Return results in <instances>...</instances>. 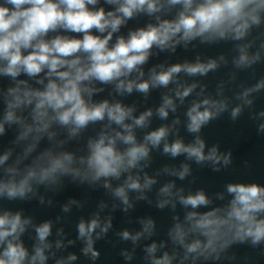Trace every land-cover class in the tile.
<instances>
[{
	"label": "clouds",
	"instance_id": "obj_1",
	"mask_svg": "<svg viewBox=\"0 0 264 264\" xmlns=\"http://www.w3.org/2000/svg\"><path fill=\"white\" fill-rule=\"evenodd\" d=\"M109 2L114 3L116 0H109ZM193 2L194 0H171L173 4L182 3L185 8L177 21H164L158 27L150 26L147 30L141 29L133 32L127 40L121 37L110 48L109 40L112 33L116 32L123 23V17H131L135 10L143 9L145 5L149 12L156 11L155 0H123V3L116 10L122 13L123 17L117 16L113 12L106 14L103 8L90 10L87 6L95 5L97 0H6V3H0V59L7 61V67L0 69V71L11 76L18 75L21 70L29 75H36L47 68L49 76L58 77L61 83L51 80L45 91L25 93V96L29 101L32 96L38 98L36 104L38 111L46 106L57 110V116L61 123L68 124L71 121L78 127L84 126L89 121L103 119L105 109H108V116L111 119L120 123L128 115V112L119 105L109 109L106 102L90 109L81 96L80 84L82 81L95 78L102 82H108L131 72L137 65L146 61L149 54L148 50L154 44L161 47L166 46L168 41L181 31H183L184 39L209 32L223 36L227 28L236 25L235 31L237 36H240L243 34L242 30L247 27V22L245 21L243 24H237V22L243 20L245 16H251L253 22H258V17L252 13L264 7V0H203L195 8L192 7ZM250 8L251 10L247 11ZM57 28L82 33L83 37L77 39L56 36L50 41L43 39L50 30L54 31ZM92 29H96L100 33H104L108 29L110 31L101 37L100 35H93ZM29 48L32 51L23 55L22 49ZM81 52L87 54L88 65L81 66V58L76 55ZM73 56L75 58L66 59ZM65 66L68 68L67 71H59ZM182 67L192 74L205 73L214 68L215 63L175 65L168 71L154 76V83L167 85L173 73L180 72ZM118 87H123V82ZM137 87L141 91H147L149 85L144 82ZM127 90L129 92L132 90V84L127 85ZM189 91L190 89H186L182 95H187ZM165 103L171 105L170 100L166 99ZM198 107V105L193 107L189 112L191 131H198L201 124L205 123L211 116L208 111H197ZM61 109L63 111H60ZM237 111L233 112V116L237 114ZM160 115L162 117L167 116L164 108L160 109ZM11 118L10 113L8 119ZM144 119V116H141L136 120V123L143 124ZM0 131H3L2 127H0ZM164 135L165 129L161 128L159 131L153 132L148 139L155 145L160 142ZM123 139L128 143L133 141L131 135L123 137ZM112 144L113 142H110L105 145L104 139L101 138L92 145L93 151L89 165L95 168L97 177L119 174L124 158L116 153ZM202 148L203 143H200L199 147L193 148H184L180 143H175L171 147L166 145L164 150L165 152L170 151L173 155L187 151L190 156H195L198 161L206 158L219 159L215 155V149L208 157H205ZM146 155L147 151L142 146L132 147L127 152L128 164L132 166L138 159ZM2 159H6V157ZM65 159H70V157H65ZM225 163H228L227 159H225ZM60 166L61 162L56 161L54 168ZM130 186L139 187L136 183ZM19 191L22 194L23 188L21 187ZM228 191L235 194L228 216L240 222L237 236L241 239L245 236L251 237L253 243H258L264 239V219L258 220L256 218V213L264 211V188L255 184L247 186L233 184L228 186ZM8 194L9 196L16 195L17 189L15 187L9 188ZM117 194L123 195V191L118 190ZM184 203L195 207L206 203V198L201 193L196 196H189ZM223 223H227V221L213 220L206 216L198 222V226L214 231V226ZM96 226L95 220L87 227L81 223L80 235L83 237L86 233L90 234ZM18 229L23 230L19 215L11 218L8 214L0 216V242L4 241L7 236L16 233ZM48 231L49 226L47 224L38 229L41 240L47 236ZM124 236L127 238L128 233L125 232ZM90 245L91 241L89 240V248L85 251L90 250ZM196 247L197 245L190 246L189 251H194ZM25 256L26 252L20 245H15L9 241L3 256L0 257V264H21ZM36 256L43 260L40 249H37ZM35 258L33 257V259Z\"/></svg>",
	"mask_w": 264,
	"mask_h": 264
}]
</instances>
